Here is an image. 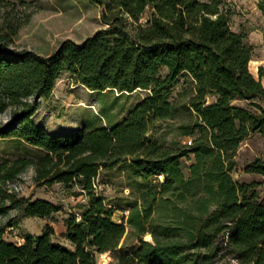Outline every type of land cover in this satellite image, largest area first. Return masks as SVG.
<instances>
[{"label": "trees", "instance_id": "1", "mask_svg": "<svg viewBox=\"0 0 264 264\" xmlns=\"http://www.w3.org/2000/svg\"><path fill=\"white\" fill-rule=\"evenodd\" d=\"M90 1L102 28L42 56L12 47L23 1L0 0V114L11 113L0 121V139L42 151L0 161V215L15 208L44 219L59 211L8 191L29 167L35 182L77 186L87 197L78 217L65 220L72 248L55 242L48 224L20 243L6 239L0 225V264H98L104 253L112 254L106 264H264L260 183L232 177L240 143L251 133L264 138V110L256 103L264 100V67L257 78L249 71L253 46L232 29V8L226 0ZM258 7L264 14V0ZM63 72L91 91L146 95L110 127L51 134L31 117ZM180 78L193 85L184 106L196 121L181 126L193 139L168 145L151 131L178 113L170 96ZM184 158L191 160L187 173ZM118 165L138 180L124 207L95 189L100 171ZM244 171L261 175L264 185L263 160ZM116 206L128 210L120 222L112 219Z\"/></svg>", "mask_w": 264, "mask_h": 264}, {"label": "rangeland", "instance_id": "2", "mask_svg": "<svg viewBox=\"0 0 264 264\" xmlns=\"http://www.w3.org/2000/svg\"><path fill=\"white\" fill-rule=\"evenodd\" d=\"M18 7L22 24L13 37L12 47L32 50L42 56L53 54L62 42L72 40L80 43L102 28L99 8L90 0H21ZM259 0H226L233 10L231 17L232 29L242 32L246 41L253 46L249 71L258 77V66L264 67V14L258 7ZM164 74V71L161 72ZM264 85V78L261 79ZM192 83L186 78H180L171 89L170 99L179 108L172 119L159 121L152 127L151 134L165 144L171 142L187 143L193 136H183L181 126L192 125L196 115L185 108L192 96ZM146 95L137 90L123 94L116 91L102 93L91 91L81 84H76L68 73H61L48 98L39 99V107L31 120L41 125L51 134L71 132L79 128L92 129L96 126L110 127L125 116L127 110ZM30 100H33L31 98ZM210 100V99H208ZM264 110V100L256 101ZM242 104H246L242 102ZM9 110L0 114V121H8ZM39 148L32 147L17 139H0V161L13 160L17 157H32L40 154ZM236 166L232 177L237 181H256L258 190L264 196V185L261 175L246 173L247 163L260 159L264 161V138L258 133H251L243 140L235 154ZM191 160L182 159V167L187 173ZM162 180L161 176H157ZM124 166L118 165L112 169L102 170L98 175L96 191L111 200L113 204L121 203L131 195V190L137 187ZM8 191L18 197L31 200L42 199L59 206V211L49 218L26 217L18 209H10L0 215V225L6 226V239L20 243L27 233L38 235L48 224L53 227L52 239L66 247L72 248L65 237V220L70 215H76L84 210L87 197L75 186L71 189L61 184L46 186L33 180V170L27 168L15 181L7 184ZM115 209L112 219L120 222L122 216L128 215V210ZM145 239H150L149 235ZM112 259L111 253L97 255L98 264H106Z\"/></svg>", "mask_w": 264, "mask_h": 264}, {"label": "bare ground", "instance_id": "3", "mask_svg": "<svg viewBox=\"0 0 264 264\" xmlns=\"http://www.w3.org/2000/svg\"><path fill=\"white\" fill-rule=\"evenodd\" d=\"M161 176V175H160ZM162 177V176H161Z\"/></svg>", "mask_w": 264, "mask_h": 264}, {"label": "built area", "instance_id": "4", "mask_svg": "<svg viewBox=\"0 0 264 264\" xmlns=\"http://www.w3.org/2000/svg\"><path fill=\"white\" fill-rule=\"evenodd\" d=\"M190 142V141H189Z\"/></svg>", "mask_w": 264, "mask_h": 264}]
</instances>
